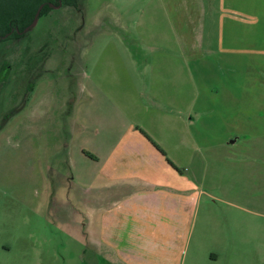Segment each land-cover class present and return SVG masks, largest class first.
<instances>
[{"label":"crops","instance_id":"0c3cea01","mask_svg":"<svg viewBox=\"0 0 264 264\" xmlns=\"http://www.w3.org/2000/svg\"><path fill=\"white\" fill-rule=\"evenodd\" d=\"M212 1L214 5L207 6L206 0H160L171 37L149 40L156 49L145 56L130 48L129 39L123 40L127 53H121L115 42V54L109 51L106 58H113L123 71L107 70V76L105 71L97 72L88 86L95 103L116 105V116L91 120L89 125L82 122L91 128L88 153L92 156L83 150L80 156L92 164L91 185L121 191L99 210V262L217 264L223 254L239 247V212L247 214L249 238L256 236L253 217L264 214L254 210L257 201L252 185H247L246 195L240 185L242 160L257 152L264 154L260 72L249 73L250 85L242 87L238 96L234 90L224 93L233 96V101H224L218 108L233 113L220 119L188 118L194 101H180L179 80L182 74L189 87L193 78V72H180L185 63L216 59L227 65L228 58L264 59V0ZM140 12L134 24L147 28L142 18L149 14ZM114 19L125 24L122 15ZM255 66L259 69L260 64ZM218 87L220 93L224 88L221 83ZM206 88L209 94L217 93L209 79ZM202 105L203 114L211 115L215 103L206 98ZM199 126L206 131L198 130ZM214 127H218L217 134L211 133ZM205 133L217 135L220 145L205 143ZM64 146L66 160L56 166L69 170L78 185L77 156L69 151L68 142ZM197 153L203 157L200 161ZM212 153L238 162L212 167Z\"/></svg>","mask_w":264,"mask_h":264},{"label":"rangeland","instance_id":"374dc122","mask_svg":"<svg viewBox=\"0 0 264 264\" xmlns=\"http://www.w3.org/2000/svg\"><path fill=\"white\" fill-rule=\"evenodd\" d=\"M71 1L61 0L56 7L49 4L35 26L19 38L0 39V264H107L96 256L99 210L121 191L91 185L92 164L80 156L82 150L91 153V128L82 122L89 125L91 120L116 116V105L95 103L88 86L97 72L105 71L107 76V70L123 71L113 58H106L109 51L115 54V42L121 53H127L123 40H130V48L145 56L156 49L149 40L171 37L160 0ZM206 1L207 6L215 3ZM141 10L149 14L142 18L147 28L134 24L143 14ZM119 15L125 24L114 19ZM213 61L180 66V72L194 73L189 87L181 73L179 80L180 101H194L188 118L220 119L233 113L218 108L224 101H233V96L224 93L234 90L238 96L242 87L250 85L252 71L260 72L259 85L264 86L262 58H228L227 65ZM255 64H260L259 69ZM208 79L217 93H207ZM219 83L223 93H218ZM258 97L264 102L263 92ZM206 98L215 103L211 115L203 114ZM197 129L206 131L202 126ZM217 131L214 127L211 133ZM211 135L204 134L205 143L220 145L221 139ZM65 141L77 156L78 185L69 170L56 166L66 160ZM195 157L198 161L203 158L198 153ZM237 160L215 153L209 158L212 167L222 162L233 166ZM242 163L241 191L246 195L247 185H252L257 201L254 210L264 214V154L247 156ZM238 215L239 247L223 254L217 264H264V217L252 216L257 231L249 238L247 214ZM230 239L231 235L227 241Z\"/></svg>","mask_w":264,"mask_h":264},{"label":"trees","instance_id":"16d2710c","mask_svg":"<svg viewBox=\"0 0 264 264\" xmlns=\"http://www.w3.org/2000/svg\"><path fill=\"white\" fill-rule=\"evenodd\" d=\"M61 0H0V39L19 38L30 26L41 5V14L49 10V4L58 6ZM69 1V0H68ZM72 1L70 0V3ZM68 6L70 4H67ZM86 155L92 156L88 152Z\"/></svg>","mask_w":264,"mask_h":264},{"label":"water","instance_id":"95a60500","mask_svg":"<svg viewBox=\"0 0 264 264\" xmlns=\"http://www.w3.org/2000/svg\"><path fill=\"white\" fill-rule=\"evenodd\" d=\"M43 7H44V5H41V6L39 7V9H38V11H37V13H36V15H35V18H34L32 24H31L30 26H28V27L25 29L24 32H27L28 30H30L32 27L35 26V24H36L37 21H38V18H39V16H40V14H41V11H42Z\"/></svg>","mask_w":264,"mask_h":264}]
</instances>
